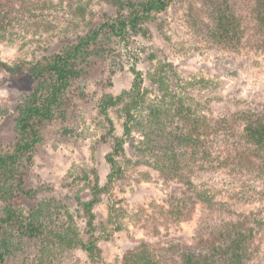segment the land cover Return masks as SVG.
Returning <instances> with one entry per match:
<instances>
[{"label":"rangeland","instance_id":"rangeland-1","mask_svg":"<svg viewBox=\"0 0 264 264\" xmlns=\"http://www.w3.org/2000/svg\"><path fill=\"white\" fill-rule=\"evenodd\" d=\"M52 1L56 7L49 24L53 27L45 24L30 33L0 37V151L12 149L17 138V108L37 84L29 69L76 42L77 36L93 24L124 13L111 2L85 0L89 12L83 19L65 12L61 5L64 0ZM237 1L244 4L248 0ZM201 15L199 0H175L167 10L145 21L135 42L108 43L104 52L97 49L80 65L82 75L73 81L56 117L45 124L43 139L34 149L27 170V188L38 193L37 200H61L76 217L83 238H98V263L74 249L63 257L62 264H121L124 254L141 243L166 258L167 243H191L206 235L214 221L236 216L246 217L248 227L259 231L255 235L259 252L251 264H264V175L252 172L237 176L232 159L226 161V170L209 172L205 177L190 174L197 171L191 165L184 172L191 179L188 185L164 178L148 157L137 159L127 148L125 156L118 158L124 173L94 208V231L86 228L79 207V198L91 199L96 179L100 186L108 184L111 170L106 158L113 149L114 137L123 135L124 113L122 103L104 112L103 102L132 88L134 62L144 77L165 71L168 88L186 97L196 116L215 120L239 112L257 115L264 111V50L244 44L236 50L214 45L193 28V20L201 19ZM136 52L139 59L131 56ZM216 148L224 149L218 142ZM219 154L223 156V152ZM241 186L248 191L244 193ZM203 187L208 188L210 199L215 194L216 203L226 206L211 208L199 201ZM234 194H239L238 199ZM32 202L24 201L29 206ZM33 250V244L15 242L11 263L21 264Z\"/></svg>","mask_w":264,"mask_h":264},{"label":"trees","instance_id":"trees-1","mask_svg":"<svg viewBox=\"0 0 264 264\" xmlns=\"http://www.w3.org/2000/svg\"><path fill=\"white\" fill-rule=\"evenodd\" d=\"M105 1L119 6L124 13L93 24L77 36L76 42L36 62L28 71L37 84L17 108V138L12 149L0 151V264H12V248L15 242L23 241L33 244L34 250L21 264H62L63 257L74 249L99 262L98 238L94 235L83 238L76 217L61 200L35 199L38 193L27 188L26 174L34 149L43 139L45 124L56 117L73 81L82 75L80 65L97 49L104 52L108 43L135 42L143 32L145 21L167 10L175 0ZM199 1L203 18L201 15V19L193 20L197 34L226 50H236L242 44L264 50V0H248L244 4L237 0L236 3L235 0ZM61 5L74 17L84 19L89 12L85 0H64ZM55 7L52 0H0V37H12L13 32L14 35L30 33L45 24L49 27ZM131 56L139 59L137 52ZM135 66L134 62L132 88L103 102L104 112L112 105L123 104V135L114 137L113 149L106 158L111 170L107 186H100L96 179L91 199H78L88 231L96 228L94 208L101 195L109 193L113 181L124 173L118 158L125 156L127 148L137 159L148 157L150 165L164 178L188 185L191 179L184 172L191 165L197 171L190 174L205 177L209 172L226 170L223 167L228 159L236 162L233 163L237 165V176L252 172L264 175V111L257 115L239 112L215 120L196 116L186 97L175 88H168L165 71L150 72L144 77ZM217 142L224 149L217 151ZM243 188L240 189L244 193L249 189ZM206 189L198 194L199 201L211 208L226 206L216 203L215 194L210 199ZM240 196L245 195L240 193ZM27 199L33 200L31 206L24 203ZM247 222L243 216L216 220L206 235L191 243H167L166 258L156 255L147 243H141L124 254L121 264H251L259 252L255 239L259 231L248 227Z\"/></svg>","mask_w":264,"mask_h":264}]
</instances>
